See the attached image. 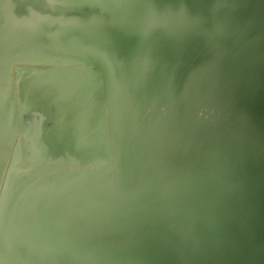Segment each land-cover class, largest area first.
<instances>
[{
    "label": "water",
    "instance_id": "1",
    "mask_svg": "<svg viewBox=\"0 0 264 264\" xmlns=\"http://www.w3.org/2000/svg\"><path fill=\"white\" fill-rule=\"evenodd\" d=\"M12 2L0 0V235L14 242L0 264H264V0H57L49 22L68 28L26 54L10 31L32 15ZM75 37L87 46L68 50ZM79 61L102 67L108 134L94 146L82 131L67 152L89 144L94 165L13 156L1 184L11 68ZM75 75L96 98L95 77ZM67 168L91 176L77 198L68 187L38 215L16 209L14 179ZM101 178L121 185L92 195Z\"/></svg>",
    "mask_w": 264,
    "mask_h": 264
},
{
    "label": "rangeland",
    "instance_id": "2",
    "mask_svg": "<svg viewBox=\"0 0 264 264\" xmlns=\"http://www.w3.org/2000/svg\"><path fill=\"white\" fill-rule=\"evenodd\" d=\"M24 69H32L42 75L56 78L59 85L48 89L22 90L20 74ZM77 72L95 77L93 89L96 90V98L79 87L78 78L72 76ZM10 74L16 130L2 171L1 184L10 170V160L13 156H18L23 166L56 168L93 166L94 164L83 158V155L91 154L89 144H82L81 156L68 154L67 148L76 140L74 138L76 134L82 131L90 133L91 128H94V132H91L90 137L87 138L90 143L96 146L102 144L100 140L103 142L106 140L109 118L104 112V107L106 109L107 105L104 100L101 65L82 61L17 62L11 68ZM97 151V149L94 151L96 158H91L96 164L101 160V157L97 156ZM13 242L10 231L0 235V256L6 250L12 249Z\"/></svg>",
    "mask_w": 264,
    "mask_h": 264
},
{
    "label": "bare ground",
    "instance_id": "3",
    "mask_svg": "<svg viewBox=\"0 0 264 264\" xmlns=\"http://www.w3.org/2000/svg\"><path fill=\"white\" fill-rule=\"evenodd\" d=\"M57 0H13L12 7H17L22 11H26L32 15L31 19H23L17 23L12 29L11 34L14 33L13 42L17 47L16 52L26 54L31 47L33 39V46L39 47L44 52H49V44L57 41L61 37L63 29L68 28V25L54 27L49 22L50 17L56 15L51 6H55ZM65 5L69 7L74 0H64ZM9 7V4L4 6ZM25 13V12H24ZM5 34L1 35L0 45L5 39ZM10 34V33H9ZM36 38V41L34 40ZM5 45L10 39L5 40ZM88 41H82L81 37H75L67 44L68 50L72 51L79 47H86ZM73 73L72 76L77 77ZM22 90H29L33 88H53L59 85V81L53 77L42 75L37 72H24L21 77ZM89 172V171H88ZM88 172H81L77 169L67 168L60 171H51V173H42V175H29L14 179L15 186V203L19 210H27L30 213L38 215L39 213L49 210L55 201V197L59 193L61 195L65 189H71L70 198H77L84 187L90 182L91 176ZM94 189L92 195L96 191H110L121 185V181L114 178H101L92 182ZM32 186V190H30ZM61 191V192H60ZM91 195V196H92ZM90 196V197H91ZM57 200V199H56ZM57 206V205H56Z\"/></svg>",
    "mask_w": 264,
    "mask_h": 264
}]
</instances>
